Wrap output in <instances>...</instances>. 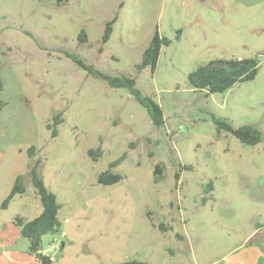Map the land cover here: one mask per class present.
<instances>
[{"label": "rangeland", "instance_id": "1", "mask_svg": "<svg viewBox=\"0 0 264 264\" xmlns=\"http://www.w3.org/2000/svg\"><path fill=\"white\" fill-rule=\"evenodd\" d=\"M155 31L170 44L153 73L137 72ZM66 54L134 78L164 125ZM237 55L258 58L254 80L211 95L189 86L198 66ZM0 83V264L25 260L13 219H33L40 202L28 181L6 210L1 203L36 160L60 206L59 234L41 241L50 264H213L255 229L264 237V0H0ZM55 114L53 138L46 125ZM213 118L252 125L261 140L243 145ZM96 149L93 162L87 151ZM122 155L112 169L122 180L97 184Z\"/></svg>", "mask_w": 264, "mask_h": 264}, {"label": "trees", "instance_id": "2", "mask_svg": "<svg viewBox=\"0 0 264 264\" xmlns=\"http://www.w3.org/2000/svg\"><path fill=\"white\" fill-rule=\"evenodd\" d=\"M56 4L60 5L68 2L69 0H53ZM111 24L108 23L105 27L102 37L105 43L111 33ZM78 41L81 44L86 43V35L83 31L78 36ZM170 41L161 37L158 31H155L148 46L142 53L141 62L136 65L137 72H141L143 69L148 68L151 73L154 72L156 63L160 54V50L163 46H168ZM76 66L85 70L87 73L95 75L103 80L110 88L113 89H125L132 96L135 102L144 109L151 124L156 127H162L164 125V117L161 108L151 98L143 96L136 88V82L134 78L127 76H107L96 70L93 67L86 65L78 57L72 54H66ZM260 61L258 58H220L210 60L207 63L198 66L187 75V82L189 86L194 90H204L207 94L223 93L229 90L232 86L238 83L250 82L256 77ZM2 86L0 83V92ZM1 107V103H0ZM61 114L53 115L51 123L46 125V128L51 130V137H56V127L61 124ZM213 122L219 131H224L232 135L243 145L254 146L261 140L260 131L252 125H242L239 127H232L230 123L223 119L213 118ZM34 148L31 147L27 150V155L30 159L33 158ZM87 156L93 162L101 156L99 149L88 150ZM124 160L122 155L118 160L111 163L108 169L101 172L96 182L99 185L108 186L113 185L122 180V177L118 174H114L112 169L120 164ZM39 161H31L27 168L25 175H18L15 177L14 182L1 203V208L6 209L9 203L15 196L23 195L25 193V184L29 181L32 185L35 195L38 198L41 206L40 214L32 220L26 221L21 217H14L13 225L19 229L20 236L28 243V254L35 257L37 260H47L41 253V241L45 235H58L60 229V222L58 220V211L60 206L56 203V198L44 185L43 179L38 172ZM188 168V167H187ZM154 174H161V167L157 165L154 168ZM178 179V175L175 176ZM205 191H211V183H208L205 187ZM162 226V225H161ZM161 229H164L161 227ZM172 229V227H171ZM48 261V260H47ZM117 264H148L146 262L130 260Z\"/></svg>", "mask_w": 264, "mask_h": 264}, {"label": "crops", "instance_id": "3", "mask_svg": "<svg viewBox=\"0 0 264 264\" xmlns=\"http://www.w3.org/2000/svg\"><path fill=\"white\" fill-rule=\"evenodd\" d=\"M237 57L245 58L242 55H237ZM36 210H37V214L36 216H34V218L40 214L38 206ZM26 221H29V220H26ZM14 228L17 229L18 236L21 237L19 229L16 228L15 226ZM260 232H261V228H257L254 231L250 232L239 246L228 251L227 254L223 255L219 260H217L213 264H264V249L262 248V244H264V237L258 238V234ZM257 243H260V244H257ZM26 246L28 249V243ZM63 246H65V244L64 245L62 244V247ZM1 247L4 248V245H2ZM42 256L46 258V256L43 255V253H42ZM48 258H47L48 261L47 260L39 261L35 257L30 256L27 250L26 255H25V260L22 261L21 264H30L31 262L29 261V259L33 260V262H35L36 264H40V262L42 264H50V261Z\"/></svg>", "mask_w": 264, "mask_h": 264}, {"label": "built area", "instance_id": "4", "mask_svg": "<svg viewBox=\"0 0 264 264\" xmlns=\"http://www.w3.org/2000/svg\"><path fill=\"white\" fill-rule=\"evenodd\" d=\"M55 243H56V242H55V240H54V242L52 243V245H51V247H50L51 250H56V245H55Z\"/></svg>", "mask_w": 264, "mask_h": 264}, {"label": "water", "instance_id": "5", "mask_svg": "<svg viewBox=\"0 0 264 264\" xmlns=\"http://www.w3.org/2000/svg\"><path fill=\"white\" fill-rule=\"evenodd\" d=\"M61 248H62V245H61Z\"/></svg>", "mask_w": 264, "mask_h": 264}]
</instances>
